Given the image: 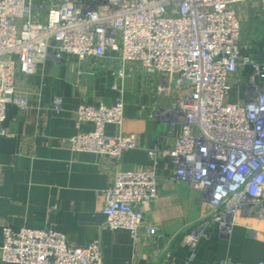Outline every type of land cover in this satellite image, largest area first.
<instances>
[{
    "label": "built area",
    "instance_id": "1",
    "mask_svg": "<svg viewBox=\"0 0 264 264\" xmlns=\"http://www.w3.org/2000/svg\"><path fill=\"white\" fill-rule=\"evenodd\" d=\"M247 1L0 0V135L7 107L22 110L27 103L16 91L19 74H34L46 59L83 61L113 52L119 66L111 73L116 77L112 87L119 96L110 105L77 107V126L91 122L94 127L66 140L73 151L93 152L117 164L124 151L137 145L134 133L120 129L123 81L129 76L124 65L134 62L156 76L157 94L170 97L167 111L181 122L172 147L160 151L172 161L176 180L202 192V215L176 236L148 222L136 205L157 197L153 168L117 169L105 189L102 212L109 229H126L135 241L144 230L154 245L162 244L153 251L151 264H164L175 240L189 250L190 264L207 227L229 236L236 217L264 218V61L242 54L237 7ZM238 67L251 70L249 92L244 101L228 102L229 77ZM51 106L60 111L62 98L54 95ZM106 124L117 131L106 134ZM158 151L153 147L149 154L155 157ZM0 260L103 264L99 240L69 246L66 235L51 226H2Z\"/></svg>",
    "mask_w": 264,
    "mask_h": 264
},
{
    "label": "crops",
    "instance_id": "2",
    "mask_svg": "<svg viewBox=\"0 0 264 264\" xmlns=\"http://www.w3.org/2000/svg\"><path fill=\"white\" fill-rule=\"evenodd\" d=\"M246 6L251 7L250 2L244 3ZM251 9L262 18L253 33L254 43L242 54L261 62L264 8ZM244 38L241 25L240 42H245ZM115 56L107 52L104 57L83 61L46 59L37 64L34 74L18 75L16 91L27 103L22 110L15 105L7 107L5 133L0 135V237L4 225L14 230L51 226L66 235L69 246L99 240L103 264H151L149 259L161 243L154 245L144 230L135 241L128 230H111L105 223V189L117 169H154L157 197L138 203L136 208L166 235L182 234L200 219L202 192L176 180L172 161L160 151L172 147L181 122L167 111L170 97L157 94L156 76L144 73L138 64L124 65L129 76L123 81L125 111L120 126L122 132L135 134L136 147L124 151L117 164L108 157L69 147L68 137L94 127L91 122L77 126L75 109L80 105H110L119 96L112 87L116 77L111 73L119 66ZM250 73L248 67H238L230 75L228 102L246 99ZM54 95L62 98L58 112L51 106ZM116 131L115 125H105L106 134ZM153 147L159 149L155 157L149 154ZM204 233L190 264H264V218L236 217L229 236H219L222 234L216 227H207ZM169 248L171 256L164 264H186V247L175 240ZM0 264L5 263L0 260Z\"/></svg>",
    "mask_w": 264,
    "mask_h": 264
},
{
    "label": "rangeland",
    "instance_id": "3",
    "mask_svg": "<svg viewBox=\"0 0 264 264\" xmlns=\"http://www.w3.org/2000/svg\"><path fill=\"white\" fill-rule=\"evenodd\" d=\"M54 0H33L34 3L36 4H50ZM247 2H250L251 7L246 6L244 7V4L239 5V8L241 11L238 12V18L240 21V26L242 25L245 31V42L242 43L241 40V50H244V48H247V46L251 45L254 43V36L253 33L255 32L257 22L259 21L260 15L256 12H253L251 8L255 7L257 10H260L264 8V5L260 3V1H251L248 0ZM246 3V2H245ZM243 9V10H242ZM243 11V12H242Z\"/></svg>",
    "mask_w": 264,
    "mask_h": 264
}]
</instances>
